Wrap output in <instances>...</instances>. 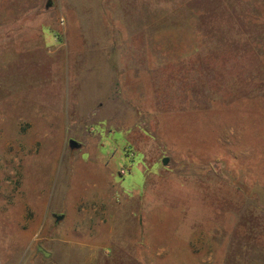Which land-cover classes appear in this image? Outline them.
Wrapping results in <instances>:
<instances>
[{
    "label": "rangeland",
    "instance_id": "rangeland-1",
    "mask_svg": "<svg viewBox=\"0 0 264 264\" xmlns=\"http://www.w3.org/2000/svg\"><path fill=\"white\" fill-rule=\"evenodd\" d=\"M0 264H264V0H0Z\"/></svg>",
    "mask_w": 264,
    "mask_h": 264
},
{
    "label": "water",
    "instance_id": "water-1",
    "mask_svg": "<svg viewBox=\"0 0 264 264\" xmlns=\"http://www.w3.org/2000/svg\"><path fill=\"white\" fill-rule=\"evenodd\" d=\"M50 4H51V3L48 2V3H47V7H49ZM71 144H72L73 146H76V143H74L73 141H71ZM166 163H167V159H163V160H162V165H166ZM39 251H42V249L39 248ZM43 254H44L45 257H48V256H49L48 253H43Z\"/></svg>",
    "mask_w": 264,
    "mask_h": 264
}]
</instances>
